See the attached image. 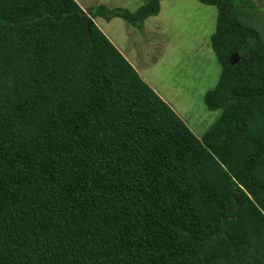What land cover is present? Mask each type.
I'll list each match as a JSON object with an SVG mask.
<instances>
[{"label":"trees","instance_id":"obj_1","mask_svg":"<svg viewBox=\"0 0 264 264\" xmlns=\"http://www.w3.org/2000/svg\"><path fill=\"white\" fill-rule=\"evenodd\" d=\"M196 1L220 66L200 139L88 27L159 0H0V264H264V38L242 0Z\"/></svg>","mask_w":264,"mask_h":264},{"label":"rangeland","instance_id":"obj_2","mask_svg":"<svg viewBox=\"0 0 264 264\" xmlns=\"http://www.w3.org/2000/svg\"><path fill=\"white\" fill-rule=\"evenodd\" d=\"M237 1L236 15L264 38V0ZM88 13L135 11L147 0H75ZM255 4V5H254ZM158 15L139 26L119 17L93 19L95 25L131 64L140 78L200 139L220 111L205 107V92L216 85L220 66L211 47L217 9L196 0H159Z\"/></svg>","mask_w":264,"mask_h":264},{"label":"clouds","instance_id":"obj_3","mask_svg":"<svg viewBox=\"0 0 264 264\" xmlns=\"http://www.w3.org/2000/svg\"><path fill=\"white\" fill-rule=\"evenodd\" d=\"M79 7H80V6H79ZM140 7H141V6H140ZM80 9H81L82 11H84L81 7H80ZM137 9H138V8H137ZM137 9H136V10H137ZM136 10H135V11H136ZM89 12H90V11H89ZM89 12H88V13H89ZM133 12H134V11H133ZM157 15H158V14H157ZM157 15H156V16H157ZM150 17H151V16H150ZM152 17H153V16H152ZM147 18H149V17H147ZM123 21H124V20H123ZM92 22H93V19H92V21H90V23H92ZM93 23H94V22H93ZM129 24H130V23H129ZM89 26H90V25H89ZM99 30H100V29H99ZM100 31H101V30H100Z\"/></svg>","mask_w":264,"mask_h":264},{"label":"water","instance_id":"obj_4","mask_svg":"<svg viewBox=\"0 0 264 264\" xmlns=\"http://www.w3.org/2000/svg\"><path fill=\"white\" fill-rule=\"evenodd\" d=\"M91 23H89V25H90ZM89 25H88V27H89Z\"/></svg>","mask_w":264,"mask_h":264}]
</instances>
